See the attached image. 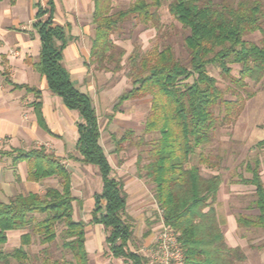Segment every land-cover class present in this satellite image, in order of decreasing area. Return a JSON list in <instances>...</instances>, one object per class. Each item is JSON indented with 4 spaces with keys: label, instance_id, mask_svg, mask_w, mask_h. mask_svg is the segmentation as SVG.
I'll return each instance as SVG.
<instances>
[{
    "label": "trees",
    "instance_id": "16d2710c",
    "mask_svg": "<svg viewBox=\"0 0 264 264\" xmlns=\"http://www.w3.org/2000/svg\"><path fill=\"white\" fill-rule=\"evenodd\" d=\"M201 2L175 0L169 5L170 14L189 30L185 40L189 63L181 61L171 46L154 48L144 55L134 52L130 60L132 88L120 95L118 104L151 98L146 131L160 137L151 148L145 177L156 185V202L166 225L178 233L187 264H239L247 261V255L241 247L228 245L216 208L223 177L221 174L204 177L201 165H215L204 155H200L197 163L193 159L197 150L211 140L215 108L224 106L231 114L236 103L224 99V92L209 68L220 69L240 86L248 78L260 81L264 74V47L244 40L247 34L264 33L263 9L257 1H242L223 8ZM162 3L163 0H135L128 9L112 13V0H94L95 35L90 59L98 69L112 73L122 70L125 52L118 48L112 36L131 19L159 28L158 10ZM54 12V0H48L45 6L38 4L34 27L40 36L41 49L35 66L46 77L49 90L62 98L66 108L78 111L81 116L76 145L80 157L75 159L97 167L103 182L101 193L94 195L91 222L103 225L109 232L106 242L115 258H123L125 264H146L145 256L129 249L133 229L126 220L129 218H124L128 204L124 183L113 176L112 165L101 144L99 116L91 96L75 86L63 65L66 31L55 24ZM233 65L242 66L238 79L232 76ZM27 89L40 93L34 88ZM257 146L264 149V139ZM14 153V165L27 164L28 181L38 183L55 178L60 187H48L42 194H17L8 202L0 200V245L7 244L9 233L28 230L21 235L20 247L12 255L23 262L27 257L25 247L33 243L34 235L42 245H48L56 241L58 226L64 225L63 248L73 257L66 264H89L88 224L74 219L76 199L71 172L61 159L43 147ZM246 170L252 177H242L232 184L254 186L258 213L240 215L236 222L239 227L264 231L261 160L247 163ZM36 215L43 218L39 220Z\"/></svg>",
    "mask_w": 264,
    "mask_h": 264
},
{
    "label": "rangeland",
    "instance_id": "374dc122",
    "mask_svg": "<svg viewBox=\"0 0 264 264\" xmlns=\"http://www.w3.org/2000/svg\"><path fill=\"white\" fill-rule=\"evenodd\" d=\"M134 1L112 0V13L128 9ZM174 1L163 0L161 8L158 10L159 28H156L155 25L145 26L137 19H131L115 32L112 39L118 48L125 52L121 71L112 73L98 69L97 64L90 59L93 34L90 45H84L83 49L86 76L80 86L91 96L97 109L101 127V144L112 165L113 176L117 177L116 172L120 170L124 171V176L120 178L123 183L127 180H134L136 177L145 180L146 191L156 204V207H151L149 213L144 215V219L139 213H133L132 216L127 213L128 220L132 222L133 226V237L129 249L137 251L143 256L153 247L161 224L162 211L155 199L156 185L145 177V165L151 161V148L160 136L157 133L146 131V122L151 111L150 96L123 104H118V98L123 92L132 88L130 60L134 52L144 55L154 48L171 46L181 61L189 63L190 56L185 41L189 30L185 29L170 14L169 5ZM242 1L261 3L263 9L261 22L264 30V0H202L201 4L223 8L226 5L236 6ZM90 26L95 32L93 22L90 23ZM244 40L264 47V33L260 31L247 34ZM232 67V76L235 79L240 78L242 66L233 65ZM209 71L216 78L219 88L224 92V99L236 103L231 108V114L227 113L224 106L215 108V127L211 131V140L197 150L193 162L197 163L200 155H204L215 166L201 165L202 175L209 178L221 174L223 177L216 208L220 220L223 221L222 229L225 231L228 241L232 244L242 243L237 245L246 248L242 250L245 254L247 252L250 259L249 264H264V231L239 227L236 222L240 215L254 216L258 213L255 208V188L251 185L232 184V181H239L242 177H252L246 170V165L256 159L261 160V175L264 182V149L257 146V143L264 139V74L260 81L248 78L245 85L240 86L223 75L218 68L210 67ZM123 138L126 140L122 141ZM72 156L73 158L80 157L77 149L73 151L71 149L69 158ZM72 164L75 169L73 181V195L76 199L73 203L74 219L88 224L92 219L91 213L95 207L90 205V201L94 200L95 194L101 193L102 180L98 168L85 166L79 162ZM45 184L44 191L48 187H60L59 180L55 178L47 180ZM131 190L136 191L133 188ZM134 195L131 193L129 196L131 204L135 203ZM129 208V211L132 212L133 207ZM36 216L39 220L43 218L42 215ZM100 228L97 232L92 225L88 226L87 238L96 235V233L104 236L109 235L104 227ZM64 229V225H59L56 241L48 245H42L39 237L34 235L33 243L25 247L27 257L23 262L12 255L20 247L21 235L28 230L9 233L7 244L0 245V264H66V262L72 261L73 257L70 251L63 248L62 233ZM150 234H155V239L153 237L146 242ZM143 239L145 241L141 243ZM93 247L94 242L91 241L90 251L92 252ZM104 252V260L98 263L95 258L92 264H125L122 259L116 261L112 259L109 245H106ZM3 257L7 260H4ZM145 258L147 259L146 264H149V259Z\"/></svg>",
    "mask_w": 264,
    "mask_h": 264
},
{
    "label": "crops",
    "instance_id": "0c3cea01",
    "mask_svg": "<svg viewBox=\"0 0 264 264\" xmlns=\"http://www.w3.org/2000/svg\"><path fill=\"white\" fill-rule=\"evenodd\" d=\"M47 1L0 0V200L4 202L17 194H42L45 192L43 186L49 180L38 183L28 181L27 164L13 163L15 151L45 148L66 165L72 174V185L75 177L72 163L79 162L75 159L78 157H69L71 149L76 150L79 137L77 125L82 120L81 116L78 111L66 108L62 98L49 90L46 77L35 66L40 58L41 41L34 24L38 4L45 6ZM54 3V22L65 28L67 37L63 65L69 71L75 86L86 92L80 86L86 76L83 49L84 45H90L91 35H95L90 26L93 22L94 0H54ZM27 87L40 90V93L30 91ZM116 173L119 180L124 176V171L119 170ZM146 185L145 180L138 177L124 183L128 203L125 217H129L127 213L131 216L139 213L144 219L149 209L156 207L146 191ZM132 188L136 191H132ZM131 193L136 198L133 204L129 199ZM94 201H90L91 206H95ZM130 206L134 212L129 211ZM131 223L129 222L132 226ZM90 225L97 232L100 227H104L91 221L88 223ZM224 234L229 246L237 247V244H242L230 243L225 231ZM107 237L96 233L87 238L89 264L95 258L98 263L104 260ZM153 237L155 239V234H150L146 242ZM91 241L94 242L93 252L90 251ZM143 241L145 240H141V243ZM129 245L131 247L130 243ZM240 246L243 250L246 249ZM246 255L247 261L239 264L250 263L247 252ZM112 259L124 260L113 255Z\"/></svg>",
    "mask_w": 264,
    "mask_h": 264
},
{
    "label": "built area",
    "instance_id": "2783aa9c",
    "mask_svg": "<svg viewBox=\"0 0 264 264\" xmlns=\"http://www.w3.org/2000/svg\"><path fill=\"white\" fill-rule=\"evenodd\" d=\"M149 264H187V255L176 231L166 225L163 214L153 247L145 254Z\"/></svg>",
    "mask_w": 264,
    "mask_h": 264
}]
</instances>
